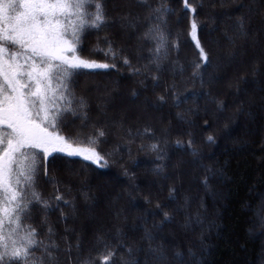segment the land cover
Returning a JSON list of instances; mask_svg holds the SVG:
<instances>
[{
	"label": "trees",
	"instance_id": "trees-1",
	"mask_svg": "<svg viewBox=\"0 0 264 264\" xmlns=\"http://www.w3.org/2000/svg\"><path fill=\"white\" fill-rule=\"evenodd\" d=\"M104 2L109 26L99 33L86 34L84 55L97 45L98 37L99 46L105 47L104 37H107L119 50L115 61L117 68L82 70L85 74L78 76L74 82L76 95L85 99L90 123L104 126L107 120L124 122V117L128 116L129 122H124L125 129L131 128L135 133L137 129L142 131L145 126L149 127L154 135L143 138V143L159 142L164 159L157 160L155 153L138 151L139 137L136 143L128 145L124 130L118 132L111 122H107L108 143L103 148L108 150L116 144L121 146L116 159L127 167L125 178H122L124 169L120 163L95 171V166L84 167L86 162L78 158L73 164L49 165L48 178L58 183L54 186L47 183L45 177L39 178L38 185L44 198L53 197L58 187L59 194L75 205V212L79 215L76 221H72L71 207H65L63 203L58 206L54 199L50 200L54 211L49 220L58 237L65 235L64 229L68 227L75 230L66 234L69 243L75 244L77 234L81 241L80 252L73 248L71 259L61 254V264H81L84 259L94 256L98 247L97 233L103 234L113 245L122 241L131 246V257L124 250L119 252L125 260L154 264L143 241L144 228L153 232L154 245L163 244L167 257L165 264H175L172 254L177 249L185 254L184 264H264V0H228L225 7H220V0H187L190 7L195 8L194 13L185 9V0H146L152 7L163 3L168 9L164 17L166 23L162 27L169 45L173 42L179 45L178 51L170 47L168 58L162 63L160 86L153 90L149 79L147 91L139 86L143 75H132L119 57L128 56L133 65L148 74L153 67L148 61L149 49L153 45L142 40L141 36L156 21H147L150 12L142 0L133 6H128L129 0ZM240 5H243L247 17V39L238 37L235 32ZM249 8L252 9L250 14L247 13ZM115 14L120 17L130 15L134 30L125 34L117 25ZM193 18L198 26L197 38L210 53L211 59V66L202 70L204 87L200 86L199 79L193 78V73L197 71L194 64L198 61L195 43L189 35ZM212 26L217 27L216 33L211 32ZM229 36L234 38V45ZM93 58L104 61L99 54ZM214 58L217 66L212 71ZM187 65L189 68L181 75L179 68ZM254 66L256 75H253ZM175 68L174 78L172 70ZM238 76L247 80V83H241L239 93L227 87L228 80ZM210 77L217 82H210ZM173 80L184 95L190 99L193 97L194 103L176 108L170 99L163 105L157 102V96L165 94V86ZM96 85L104 88V98L98 100L101 107L90 102L89 95L95 92L92 88ZM133 90L139 93L141 104L148 110H142L140 103L135 101L136 97L131 96ZM116 91L122 96L118 98ZM214 98H219L226 105L222 113L216 112V105L211 102ZM111 100L114 104L110 107ZM177 113H186L184 120L177 119ZM146 117L160 119L159 127L146 122ZM79 127L77 120L65 129V134L73 136ZM209 135L215 137L214 144L206 142ZM190 137L199 153L196 157L190 155L186 146ZM177 140L184 147L178 148ZM165 141L171 147L164 148ZM125 146L131 147L133 161H129L128 154L124 153ZM157 165L164 168L160 176L152 174ZM207 169L212 172H207ZM150 170L151 173L145 172ZM206 175L211 177L207 189L202 183ZM164 176L169 179H164ZM102 180H106L107 184H102ZM170 185L177 190L175 201L169 199ZM148 186L152 190V204L144 203ZM84 192L91 198L87 204L82 195ZM186 198L190 221L185 219L184 211H177L183 208ZM98 200L100 202L96 205ZM157 201L166 206L164 210L174 217L162 230L151 227L161 219L160 215H152ZM61 210L68 217L66 222L61 220ZM89 214L98 221H88ZM33 215L39 223V211ZM145 220L147 223H144ZM117 229L122 235L117 233ZM189 250L193 256L188 255Z\"/></svg>",
	"mask_w": 264,
	"mask_h": 264
},
{
	"label": "snow or ice",
	"instance_id": "snow-or-ice-1",
	"mask_svg": "<svg viewBox=\"0 0 264 264\" xmlns=\"http://www.w3.org/2000/svg\"><path fill=\"white\" fill-rule=\"evenodd\" d=\"M149 9L151 23L144 31L141 39L153 45L149 49V64L153 67L148 74H144L140 67L133 65L128 56L119 57L122 65L132 75L143 79L139 86L147 91V81H152V89L160 86L159 73L162 63L167 60L170 47L178 51L179 45L173 42L169 45L168 37L162 27L166 23L164 17L168 9L163 3L152 7L142 0ZM228 0H220V7L227 6ZM185 9L195 12L185 0ZM241 12L237 15L235 32L240 38L247 39V17L243 12V5L239 6ZM252 9H247L250 14ZM231 18V17H229ZM126 23L122 27H134L130 15L121 16ZM109 26V17L106 12L104 0H0V264H61V254L71 259L73 248L77 253L81 250L79 234L76 235L75 244L68 241V232L74 229L65 227V235L58 234L49 220L54 211L50 200L54 199L59 206L71 207L75 212V205L59 194L45 199L39 189L38 181L41 176L47 183L54 186L58 183L48 178L49 165L58 163L73 164L77 158L86 162L83 166H95L96 169H107L112 164L120 163L116 157L121 146L113 145L104 150L103 145L108 143L106 128L109 123L99 126L89 122L88 105L85 99L78 97L75 92L76 78L85 74L82 70H111L117 68L115 61L119 50L112 42L104 37L105 47L97 45L84 55L83 41L87 33L104 30ZM197 22L193 18L190 23L192 41L195 43L198 61L194 64L196 72L194 79H199L200 86H205L202 70L211 66L210 53L197 38ZM229 41L235 43L229 36ZM97 54L104 57V61L93 58ZM147 67V66H145ZM257 69L253 67V75ZM210 82H217L210 77ZM247 83L244 76L229 79L227 87L240 92L241 83ZM133 98L139 93L131 92ZM176 108L182 104L194 103L189 96L178 88L175 80L165 86V94L157 96L161 105L168 100ZM216 105V112L222 113L226 105L219 98L211 101ZM190 111V110H189ZM186 113H177V119L184 120ZM80 122V127L73 136L65 134V129ZM208 121H205L207 125ZM111 126L119 132L124 130L128 145L136 143L141 138L138 151L156 154L157 160L164 159L161 155L159 142L143 143V138H151L152 130L145 126L141 131L124 128L123 120L112 121ZM227 126V125H226ZM90 128V131L85 129ZM206 142L211 145L216 142L215 137L209 135ZM178 148L184 147L176 141ZM190 155L196 157L199 153L194 148L191 137L187 141ZM128 160L133 161L131 147L127 148ZM124 175H128L125 164L120 163ZM139 166L138 164L136 165ZM163 166L157 165L153 170L154 176H160ZM207 172H212L207 169ZM164 179L169 177L164 176ZM210 176L203 178V186L208 188ZM176 188L168 187L169 199L175 201ZM85 203L91 199L86 192L82 193ZM152 190L148 186L144 195V203L152 204ZM134 200V198H133ZM189 201L186 198L182 209L187 215ZM166 206L158 201L155 203L156 211L153 216L160 215L159 223L152 224V229L162 230L163 226L170 224L173 215L164 210ZM39 211V223L34 219V212ZM61 220L68 217L61 210ZM119 218V217H118ZM144 223H147L145 220ZM188 227L187 224L184 225ZM117 233L122 235L120 229ZM143 241L147 244L148 256L154 264H165L167 259L163 244L154 245L153 232L144 228ZM63 244V246H62ZM97 251L94 256L81 261V264H139V261L125 260L120 255L124 250L129 257L133 254L131 246L124 242L115 245L108 242L101 234H96ZM143 251V249H139ZM189 256H193L191 250ZM184 252L177 249L172 254L175 264H184Z\"/></svg>",
	"mask_w": 264,
	"mask_h": 264
},
{
	"label": "rangeland",
	"instance_id": "rangeland-1",
	"mask_svg": "<svg viewBox=\"0 0 264 264\" xmlns=\"http://www.w3.org/2000/svg\"><path fill=\"white\" fill-rule=\"evenodd\" d=\"M138 3V0H129V2H128V6H133V4L134 3ZM150 16V15H149ZM115 18H116V22H117V25H119L122 29H123V31L125 32V34H129V32L130 31H133L134 29H133V27H122L121 25L122 24H124V23H126L125 21H123V20H121V17L119 16V14L117 15V14H115ZM148 20H150L149 19V17H147V21ZM216 28L217 27H215V26H212V28H211V32H213V33H216ZM137 40H139V38L137 39ZM150 53V52H149ZM217 66V64L215 65V58H214V62L212 63V71L215 69V67ZM189 68V65H187V66H185V67H182V68H179V71H180V73H181V75L184 73V70H186V69H188ZM173 72V77L175 78L176 77V72H177V68H175V69H173L172 70ZM114 82V81H113ZM93 89V91H95L93 94H90L89 96H90V102H91V104L92 105H94V106H98V107H101L102 105H100V103L98 102V100L101 98H104V96L102 95V93L104 92V88H101V87H98V85H96L94 88H92ZM115 92V91H114ZM116 95H117V97L119 98V97H121L122 95H121V93H119L118 91H116ZM192 97V96H191ZM140 99V97L138 96V97H136L135 98V101L139 104L140 103V107H141V109L142 108H144V105L143 104H141L142 103V101L141 100H139ZM192 99H193V97H192ZM117 100V98H115V101ZM114 104V101L113 100H111L110 101V107L112 106ZM141 109L140 108H138L137 110L139 111H141ZM145 110H148V107H146V108H144ZM144 109H142V110H144ZM89 115H90V113H89ZM101 115H104V112L103 111H101ZM90 117V116H89ZM91 118V117H90ZM146 122L148 121L149 123H154V124H156V125H158L159 123H160V119H158V120H154V119H152V120H150V119H148V117H146ZM101 122H103V120H100ZM112 121H114V119L112 120V119H110V120H107V122H112ZM117 121V120H116ZM129 122V119H128V116H126V118L124 117V122ZM235 124V123H234ZM234 124H233V126H234ZM158 127H159V125H158ZM167 135H168V133L167 132H165ZM169 147H171V144H169V142L168 141H165V145H164V148H169ZM127 146H125L124 147V153H126V154H128V152H127ZM200 155L202 156V153H200ZM168 158H169V156H168ZM145 172H147V173H151V170L148 172V171H145ZM68 177V176H67ZM122 178H125V175H123L122 176ZM102 184H104V185H106L107 184V182H106V180H102ZM138 198H140L139 196V193H138ZM130 198V197H129ZM132 201H133V199H132ZM100 202V200H98V201H96V205L98 204ZM92 210H93V208H92ZM79 214V213H78ZM90 216H89V218H88V221H90V222H94L95 220H97L98 221V219H96V217L94 218L93 217V215L92 214H89ZM78 216L79 215H77V213L76 212H73V210H72V212H71V218H72V221H76L77 219H78ZM115 219H117V218H115ZM114 219V220H115ZM108 221H110V220H108Z\"/></svg>",
	"mask_w": 264,
	"mask_h": 264
}]
</instances>
